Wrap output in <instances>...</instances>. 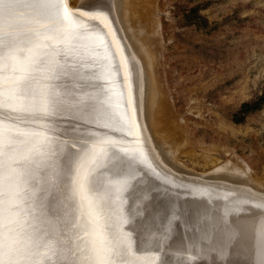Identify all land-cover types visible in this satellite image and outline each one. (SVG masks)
I'll return each mask as SVG.
<instances>
[{
  "label": "bare ground",
  "instance_id": "6f19581e",
  "mask_svg": "<svg viewBox=\"0 0 264 264\" xmlns=\"http://www.w3.org/2000/svg\"><path fill=\"white\" fill-rule=\"evenodd\" d=\"M85 1L91 7L75 11L67 0H0V62L25 43L49 44L69 36L63 44L68 53L62 57L59 52L60 65L52 77L47 72L48 81L40 80L42 94L30 93L37 83L32 87L3 84L0 74V264H44L37 254L46 247V233L42 234L52 230L65 234L63 242L52 247V258L73 248L75 255L87 258L70 264H92L96 248L116 246L109 244V237L131 204L135 206L132 225L143 226L147 241L141 243V251H131L134 254L125 264H185L197 256L209 257L210 252L217 260L228 258L232 264H264V191L245 188L239 167L230 160L213 168L207 181L187 176L178 169L172 153L179 143L171 144L153 133L155 116L163 107L159 106L160 94L147 87L148 71L153 82H158L153 69V20L144 14L145 20L143 0H84L82 4ZM105 38L117 53L125 88L118 145L135 143L137 148L144 145V150L136 154V147L124 148L127 157L106 156L89 166L104 147L83 150L53 139L50 132L89 138L88 127L80 128L85 118L75 122L72 114L82 108V96L97 92L104 99L105 95H100L97 77L90 70L92 57L85 56L84 61L79 57L87 54L89 43L101 45ZM104 77L100 84L108 88L110 77L107 73ZM37 129L34 134L32 130ZM27 157L45 160L31 162ZM7 164L22 174L3 176ZM128 164L136 173L134 181H126ZM158 170L163 171L162 177ZM46 181L57 184L54 192L42 189ZM167 185L171 193L156 206L148 205L151 191L160 192ZM35 192L42 198L55 195L61 204L55 205L54 212L35 213ZM174 218L184 233H177L168 243ZM128 233L129 239L132 231ZM132 242L138 245L136 239ZM104 257H99L98 264L101 258L109 262Z\"/></svg>",
  "mask_w": 264,
  "mask_h": 264
},
{
  "label": "rangeland",
  "instance_id": "374dc122",
  "mask_svg": "<svg viewBox=\"0 0 264 264\" xmlns=\"http://www.w3.org/2000/svg\"><path fill=\"white\" fill-rule=\"evenodd\" d=\"M82 2L84 0H67V5L75 11H84L87 6L91 7L86 1L83 6ZM143 9V15L156 24L154 28L153 24L151 27L150 22L148 23L155 32L153 69L159 86L153 82L148 71L150 82L147 87L150 85V92L153 90L160 94L158 99L160 98L159 104L162 105H158L163 109L155 116L153 123L155 126L157 124L156 130L151 128L154 135L164 137L171 144L179 143V147L176 145L172 153L175 162L179 164L178 169L187 173V176L196 177L199 182L207 181L212 178L213 168L230 160L239 167L245 188L264 191V0H143ZM67 38L49 44L28 42L6 55L0 62L3 84L13 82L17 86L20 84L23 87H32L37 83L33 89L39 90V87H43L40 80L47 82V78L52 77L55 68L60 65L59 52L62 57L68 53V48L63 46ZM105 39L101 45L89 43L93 46H88L89 50L85 52L88 55L83 53L79 57V61H84L85 56L92 57L90 61H93V68L89 66L90 70L98 78L96 80L100 95H105L104 99L97 92L89 97L82 96V108L72 114V118H76L75 122L81 117L85 118L80 128L88 127L89 138L50 132L53 139H63L69 142L68 145H77L83 150L92 146L104 147L99 156L90 161L89 166H94L100 158L106 156L115 155L120 160L127 157L129 152L124 148L136 147V154L144 150V145L138 147L139 150L135 143L124 147L118 145L122 134L120 125L125 88L121 80V70L118 68L120 61L117 53L110 46L111 40ZM61 45L62 48H58ZM105 73L110 77L108 88L100 84L101 81L105 82ZM33 89L30 91L31 95L42 94V88L32 93ZM246 102L254 103L253 108L248 111L241 110V105ZM32 131L35 134L38 129ZM102 141L105 144L99 143ZM27 158L31 162L45 160L44 157ZM10 164L5 165L7 170L6 167L5 170L2 169L3 176L11 173L22 174L16 170L13 172L14 168H10ZM128 166L126 181H134L136 173L130 164ZM162 172H159L160 176ZM173 176L176 181L177 177ZM56 186V183L46 181L42 189L51 193ZM159 200L160 198L149 200L148 205L154 207ZM56 204L61 202H57L55 195L42 198L35 192L32 197L35 213L36 210L54 212ZM134 208L131 204L125 210L114 228L115 233L109 237V244L115 243L116 251L113 246L109 250L108 244L106 247L109 252H106L105 246L96 248L92 264H98L99 257L106 254L104 258L109 260L105 261L107 264H125L134 254V250L141 251V243L147 241V232L141 224L136 227L132 225ZM128 231L134 234H130L132 240L128 239ZM44 234L45 237L42 238L44 237L46 247L37 254L44 264L45 261L46 264H70L74 260H86L85 254L75 255L73 248L64 251L58 259L52 258V247L63 242L65 234L60 230L46 231L42 235ZM135 239L138 245L133 244ZM117 245H120V249ZM111 252L116 257L110 255V259L108 256ZM101 260L99 264L103 263Z\"/></svg>",
  "mask_w": 264,
  "mask_h": 264
},
{
  "label": "water",
  "instance_id": "95a60500",
  "mask_svg": "<svg viewBox=\"0 0 264 264\" xmlns=\"http://www.w3.org/2000/svg\"><path fill=\"white\" fill-rule=\"evenodd\" d=\"M155 179V178H154ZM157 183H160V181H158V179H155ZM169 187V188H168ZM167 188V189H166ZM165 189L161 190L160 192H156L155 190L151 191L149 200H152L154 198L158 199V198H162L163 196L171 193L170 191V185H167ZM171 234L168 238V243L171 241V239L177 234V233H184V228L181 226V224L179 223L177 218H174V221L172 222V226H171ZM190 228L186 227L185 231L190 232L189 231ZM168 253L166 252V255ZM232 264L233 261L231 262L228 258H225L224 261H220L217 260V258L214 256V252H210L209 257H203V256H197L191 259V261H186L185 264Z\"/></svg>",
  "mask_w": 264,
  "mask_h": 264
},
{
  "label": "trees",
  "instance_id": "16d2710c",
  "mask_svg": "<svg viewBox=\"0 0 264 264\" xmlns=\"http://www.w3.org/2000/svg\"><path fill=\"white\" fill-rule=\"evenodd\" d=\"M254 106V103L246 102L241 105V110L248 111V109H252ZM236 121H240V119H236Z\"/></svg>",
  "mask_w": 264,
  "mask_h": 264
}]
</instances>
